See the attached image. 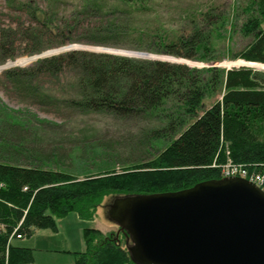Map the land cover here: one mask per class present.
<instances>
[{
  "label": "trees",
  "instance_id": "obj_1",
  "mask_svg": "<svg viewBox=\"0 0 264 264\" xmlns=\"http://www.w3.org/2000/svg\"><path fill=\"white\" fill-rule=\"evenodd\" d=\"M243 13L246 19L239 32L250 42L230 57L264 65V0H250ZM159 48L158 53L185 59L221 60L197 32L174 43H160ZM0 52L1 61L14 57L6 42L0 44ZM5 74L39 105L63 103L83 114L153 119L161 126L151 131V138L168 144L154 159L84 178L45 168L38 160L30 165L16 159L0 161V264H31L32 250L14 240L29 238L35 230L57 231L56 220L70 213L91 222L107 197L176 192L218 180V166L227 159L264 170V74L251 68L196 70L183 64L72 51ZM64 74L72 82L63 101L32 84L40 76ZM218 88L223 89L221 98L204 108V100ZM83 239L85 249L74 253L75 264H137L127 250L131 240L124 231L104 234L85 228Z\"/></svg>",
  "mask_w": 264,
  "mask_h": 264
},
{
  "label": "rangeland",
  "instance_id": "obj_2",
  "mask_svg": "<svg viewBox=\"0 0 264 264\" xmlns=\"http://www.w3.org/2000/svg\"><path fill=\"white\" fill-rule=\"evenodd\" d=\"M249 1L0 0V44L6 42L14 53L12 59L1 61L4 55L0 52V161L16 159L30 165L38 160L45 168L84 178L154 159L168 144L151 138V131L161 126L157 121L83 114L63 103L39 105L5 72L31 67L44 58L84 51L183 64L196 70L246 66L264 74V65H248L230 57L250 42L239 32ZM195 32L208 42L214 51L211 54L221 57L219 62L158 53L160 43H174ZM35 48L40 51L29 53ZM71 82L64 74L40 76L32 84L63 101L71 93ZM222 92L221 88L211 92L204 108L219 100ZM112 202L113 198H105L91 222L70 213L56 220L57 231L35 230L31 237L14 243L32 250L31 264H75L74 253L85 249V228L119 233V226L108 217Z\"/></svg>",
  "mask_w": 264,
  "mask_h": 264
},
{
  "label": "water",
  "instance_id": "obj_3",
  "mask_svg": "<svg viewBox=\"0 0 264 264\" xmlns=\"http://www.w3.org/2000/svg\"><path fill=\"white\" fill-rule=\"evenodd\" d=\"M108 217L137 264H264V193L245 179L119 197Z\"/></svg>",
  "mask_w": 264,
  "mask_h": 264
},
{
  "label": "built area",
  "instance_id": "obj_4",
  "mask_svg": "<svg viewBox=\"0 0 264 264\" xmlns=\"http://www.w3.org/2000/svg\"><path fill=\"white\" fill-rule=\"evenodd\" d=\"M221 178L238 177L254 184L264 193V170L262 172L245 165L234 163L230 159L218 166ZM1 230V227H0ZM17 238H20L19 236Z\"/></svg>",
  "mask_w": 264,
  "mask_h": 264
},
{
  "label": "crops",
  "instance_id": "obj_5",
  "mask_svg": "<svg viewBox=\"0 0 264 264\" xmlns=\"http://www.w3.org/2000/svg\"><path fill=\"white\" fill-rule=\"evenodd\" d=\"M258 66H261V65H258ZM84 251V250H83Z\"/></svg>",
  "mask_w": 264,
  "mask_h": 264
}]
</instances>
